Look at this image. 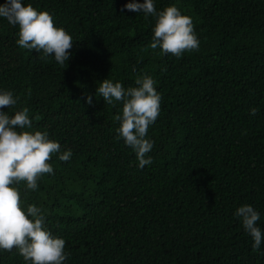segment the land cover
<instances>
[{
	"label": "trees",
	"instance_id": "16d2710c",
	"mask_svg": "<svg viewBox=\"0 0 264 264\" xmlns=\"http://www.w3.org/2000/svg\"><path fill=\"white\" fill-rule=\"evenodd\" d=\"M24 2L73 37L60 65L17 45V26L0 18V87L30 109L33 129L72 150L67 161L52 154L36 189L17 184L65 239L66 264H264V243L253 249L233 215L251 203L264 229V0H155L192 18L199 47L180 57L148 47L154 18L126 0ZM143 73L161 100L147 133L152 162L138 167L115 131L121 102L95 88ZM0 264L27 262L13 247Z\"/></svg>",
	"mask_w": 264,
	"mask_h": 264
},
{
	"label": "clouds",
	"instance_id": "9594fccd",
	"mask_svg": "<svg viewBox=\"0 0 264 264\" xmlns=\"http://www.w3.org/2000/svg\"><path fill=\"white\" fill-rule=\"evenodd\" d=\"M122 7L154 18L148 47L159 46L161 52L176 57L199 47L192 18L183 14L175 3L157 9L155 0H126ZM0 18L17 26V45L35 49L43 57L51 56L60 65H65L71 56L68 50L73 46V37L62 26L54 24L49 11L38 10L24 0H3ZM155 84L152 75L143 73L136 76L134 85L125 87L121 81L106 77L95 88V95L98 93L107 103L121 102L120 111L114 115V120L119 122L115 131L134 150L138 167L152 162V156L146 154L154 141L147 133L160 113L161 100ZM84 99L91 104L93 95L85 94ZM18 100L13 90L0 87V106L13 108L10 114L0 107V250L15 247L27 264H66L70 253L65 250V239L45 225V214L39 205L23 204L17 184L23 181L26 189H36L43 173H53L49 162L52 154L67 161L72 150H62L59 141L50 138L47 131L33 129L30 109L16 108ZM249 111L254 114L257 108L250 107ZM233 215L250 235L251 247L259 249L264 243V229L257 223L260 211L251 203H241Z\"/></svg>",
	"mask_w": 264,
	"mask_h": 264
}]
</instances>
